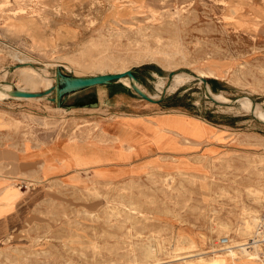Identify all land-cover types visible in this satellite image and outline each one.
Listing matches in <instances>:
<instances>
[{
    "label": "rangeland",
    "instance_id": "374dc122",
    "mask_svg": "<svg viewBox=\"0 0 264 264\" xmlns=\"http://www.w3.org/2000/svg\"><path fill=\"white\" fill-rule=\"evenodd\" d=\"M75 1L0 0V144L92 138V119L119 115L60 110L8 95L13 88H50L57 69L75 77L131 70L155 99L170 74L185 82L156 105L115 81L111 90L127 89L138 105L118 112L185 108L225 122V151L202 161L200 174L75 186L1 179L0 264H264V0ZM21 68L35 72L23 82ZM222 237L229 249L209 253Z\"/></svg>",
    "mask_w": 264,
    "mask_h": 264
},
{
    "label": "crops",
    "instance_id": "0c3cea01",
    "mask_svg": "<svg viewBox=\"0 0 264 264\" xmlns=\"http://www.w3.org/2000/svg\"><path fill=\"white\" fill-rule=\"evenodd\" d=\"M80 2L75 1L74 6H79ZM0 32L4 33V26H0ZM16 33L32 38V32ZM114 83L101 86L107 88L96 97L65 104L67 97L64 102V105L76 106L65 109L67 111L116 110L115 114L119 115L92 119L96 124L92 138L58 137L40 146L31 142L21 147L0 144V180L10 178L31 184L58 181L75 186L87 179L118 184L151 173L200 174L204 170L202 161L216 158L225 151L226 138L219 129L226 127L225 122L209 123L188 114L185 108L176 113L118 112L137 109L138 105L127 89L111 90ZM163 100L159 104H164ZM93 102L97 103L96 107H81ZM169 106L182 108L172 103Z\"/></svg>",
    "mask_w": 264,
    "mask_h": 264
},
{
    "label": "water",
    "instance_id": "95a60500",
    "mask_svg": "<svg viewBox=\"0 0 264 264\" xmlns=\"http://www.w3.org/2000/svg\"><path fill=\"white\" fill-rule=\"evenodd\" d=\"M173 73L168 76V82L172 79ZM128 77L130 80V87L131 89L142 99L153 103L159 104L165 97V90L161 94L158 99H153L148 96L144 91L136 86L138 80L136 79L134 71L127 70L121 73L115 74H101L96 76H88V77H75L69 76L62 73L61 70L57 69L54 75V84L48 88L47 90L40 91V92H29V91H22L16 88H13L9 93L10 96L18 97V98H42L48 95H53V97L48 98V101L54 103L57 108H64L70 110L75 108V105H64V102L68 95L80 92L89 88H93L96 86H104L109 85L115 81H119L121 78ZM201 80L204 86L208 85V81L204 78L199 76H194ZM209 96V95H208ZM97 103L93 102L88 105H81V107H96ZM260 121V120H258ZM262 122V121H260ZM264 123V122H262Z\"/></svg>",
    "mask_w": 264,
    "mask_h": 264
},
{
    "label": "bare ground",
    "instance_id": "6f19581e",
    "mask_svg": "<svg viewBox=\"0 0 264 264\" xmlns=\"http://www.w3.org/2000/svg\"><path fill=\"white\" fill-rule=\"evenodd\" d=\"M22 62V61H21ZM14 68V67H13ZM20 72H21V74L23 75V82L24 81H27V78H31L32 76H33V72H35V71H32L31 69H29V68H21L20 69ZM125 72V71H124ZM28 74V75H27ZM124 78H128V77H124ZM121 79H123V78H121ZM121 79L119 80V81H121ZM129 79V78H128ZM34 80V78H32V81ZM54 82H55V80H54ZM123 82L124 83H126V84H128L129 86H130V80H123ZM182 82H185L184 81V79H179V78H177V77H173L169 82L167 81L166 83H163V82H161L159 85H158V87H157V91L158 92H160V93H163L164 92V90H165V92L167 93V92H169V91H172L173 89H176ZM138 84L139 83H136V86L138 87ZM180 87V86H179ZM49 88V86H44V88L42 89V90H35V89H32V90H29V92H40V91H44V90H47ZM145 88V87H144ZM144 88L143 87H141V89H143L144 90ZM18 90H22V91H25L26 89H24V88H17ZM27 89H29V88H27ZM1 92H2V89H0V95H1ZM11 92V90L9 91V93ZM144 92L146 93V91L144 90ZM8 93V95H10ZM147 94V93H146ZM148 95V94H147ZM148 96H150L151 98H153V99H155V97L154 96H152V95H148ZM42 98H44V99H46V100H48V98H49V95L48 96H46V97H42ZM42 98H28L29 100H36V99H42ZM222 98V100L224 101V102H226V103H229V100L227 99V98H223V97H221ZM25 99V98H24ZM27 99V98H26ZM240 104L241 105H243L244 103H242V102H240ZM57 109H62V108H57ZM66 112V111H65ZM35 194V193H34ZM28 201V200H27ZM219 224H221V223H219ZM213 225V224H212ZM225 226V224H223L221 227L223 228ZM218 227H220V226H218ZM234 241V240H233ZM246 245H248V244H246ZM254 246V245H253ZM248 248H250V246H245L244 248H242L243 250H245V249H248Z\"/></svg>",
    "mask_w": 264,
    "mask_h": 264
},
{
    "label": "built area",
    "instance_id": "2783aa9c",
    "mask_svg": "<svg viewBox=\"0 0 264 264\" xmlns=\"http://www.w3.org/2000/svg\"><path fill=\"white\" fill-rule=\"evenodd\" d=\"M264 242V241H262ZM229 239L228 237H222L219 238L216 242V244H214L215 246H213L209 253L211 254H215V253H223L224 251H227L229 249ZM252 244H254V242H252Z\"/></svg>",
    "mask_w": 264,
    "mask_h": 264
}]
</instances>
